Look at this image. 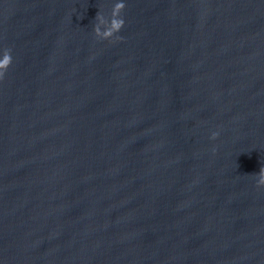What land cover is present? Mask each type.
Returning <instances> with one entry per match:
<instances>
[{
	"label": "water",
	"instance_id": "water-1",
	"mask_svg": "<svg viewBox=\"0 0 264 264\" xmlns=\"http://www.w3.org/2000/svg\"><path fill=\"white\" fill-rule=\"evenodd\" d=\"M116 2L0 0V264H264V0Z\"/></svg>",
	"mask_w": 264,
	"mask_h": 264
},
{
	"label": "clouds",
	"instance_id": "clouds-1",
	"mask_svg": "<svg viewBox=\"0 0 264 264\" xmlns=\"http://www.w3.org/2000/svg\"><path fill=\"white\" fill-rule=\"evenodd\" d=\"M126 8L123 0H117L113 5L110 18H106L102 13L98 12L96 20L98 23L95 25V35L101 40L119 41L123 37L118 34L121 32L125 25V20L122 13ZM13 64V56L11 49H4L0 54V81L4 80L9 68ZM219 133H213L212 139H216ZM258 176V187H264V168L256 174Z\"/></svg>",
	"mask_w": 264,
	"mask_h": 264
}]
</instances>
